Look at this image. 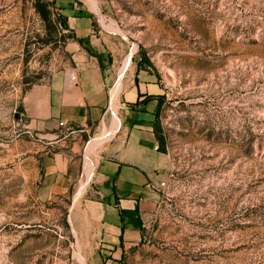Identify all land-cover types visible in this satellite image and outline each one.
<instances>
[{
	"label": "rangeland",
	"instance_id": "rangeland-1",
	"mask_svg": "<svg viewBox=\"0 0 264 264\" xmlns=\"http://www.w3.org/2000/svg\"><path fill=\"white\" fill-rule=\"evenodd\" d=\"M34 2L0 0V264H56L68 236L62 204L34 196L45 139L23 97L80 49L58 10L47 24ZM54 2L91 14L95 47L116 65L130 56L164 96L167 186L122 264H264V0Z\"/></svg>",
	"mask_w": 264,
	"mask_h": 264
},
{
	"label": "crops",
	"instance_id": "crops-1",
	"mask_svg": "<svg viewBox=\"0 0 264 264\" xmlns=\"http://www.w3.org/2000/svg\"><path fill=\"white\" fill-rule=\"evenodd\" d=\"M60 8L80 50L75 67L23 97L31 130L45 139L34 196L48 207L62 204L68 236L58 234L56 264H122L166 180L168 157L153 131L162 92L148 70L130 69V56L116 65L95 47L91 14L73 4ZM146 95L152 97L142 103ZM96 132L98 142L108 137L89 151Z\"/></svg>",
	"mask_w": 264,
	"mask_h": 264
},
{
	"label": "trees",
	"instance_id": "trees-1",
	"mask_svg": "<svg viewBox=\"0 0 264 264\" xmlns=\"http://www.w3.org/2000/svg\"><path fill=\"white\" fill-rule=\"evenodd\" d=\"M54 1L55 0H52L51 2H47V1H44V0H35L33 6H34V9L37 12V14L40 16V18L47 24L51 23V20H52L51 19V15L54 13V10L55 11L58 10L59 12L56 11L57 16L62 18L61 22L63 23V26L65 28H67L68 26H67V23H66L65 16L61 13V8L60 7H58V8L54 7V4H55ZM48 26H50V25H48ZM151 97H152L151 95H146L141 102L142 103H146L147 100L149 98H151ZM156 99H157V103H156V107H155V110H154V111H156V113H155V120H154V124H153V131H154L155 136H156V138H157V140L159 142L160 150H162L163 152H166L165 140H164V136L162 134L160 117H159L160 108H161V104H162V101L164 99V96L162 94L157 95ZM139 223L141 224L140 220H139ZM141 230H142V227H141Z\"/></svg>",
	"mask_w": 264,
	"mask_h": 264
},
{
	"label": "built area",
	"instance_id": "built-area-1",
	"mask_svg": "<svg viewBox=\"0 0 264 264\" xmlns=\"http://www.w3.org/2000/svg\"><path fill=\"white\" fill-rule=\"evenodd\" d=\"M166 186H167V179L159 183V185L157 186V191L161 192Z\"/></svg>",
	"mask_w": 264,
	"mask_h": 264
},
{
	"label": "bare ground",
	"instance_id": "bare-ground-1",
	"mask_svg": "<svg viewBox=\"0 0 264 264\" xmlns=\"http://www.w3.org/2000/svg\"><path fill=\"white\" fill-rule=\"evenodd\" d=\"M114 91H115V89L112 91V95H114Z\"/></svg>",
	"mask_w": 264,
	"mask_h": 264
}]
</instances>
